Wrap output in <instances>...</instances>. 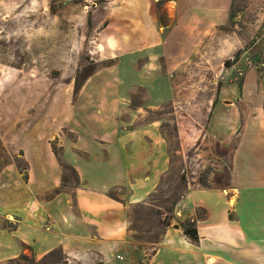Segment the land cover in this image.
Returning <instances> with one entry per match:
<instances>
[{
  "label": "crops",
  "instance_id": "1",
  "mask_svg": "<svg viewBox=\"0 0 264 264\" xmlns=\"http://www.w3.org/2000/svg\"><path fill=\"white\" fill-rule=\"evenodd\" d=\"M91 1L64 0L69 7ZM233 1L106 2L98 51L112 66L88 78L76 98L70 90L58 114L50 90L45 110L15 113L13 122L0 124V139L13 159L0 172V264L21 255L41 261L55 251L70 261L142 263L134 253L130 213L148 204L171 167L161 119H143L172 100L174 75L192 55L208 52L211 39L227 34ZM256 60L233 65L248 66L242 96L236 103L222 94L212 100L208 129L224 158L238 133L233 157L254 172L250 185L240 190L231 174L228 188L189 189L146 264H264V94L258 109L244 96L255 87ZM60 161L74 169L80 184L69 183L47 199L62 184ZM184 221L195 222L199 243L176 228ZM6 222L15 231L1 227Z\"/></svg>",
  "mask_w": 264,
  "mask_h": 264
},
{
  "label": "rangeland",
  "instance_id": "2",
  "mask_svg": "<svg viewBox=\"0 0 264 264\" xmlns=\"http://www.w3.org/2000/svg\"><path fill=\"white\" fill-rule=\"evenodd\" d=\"M109 1L93 0L86 6L69 7L64 0H0V124L13 122L10 117L15 113L45 110L50 90L54 95L53 111L58 114L70 90L74 89L76 98L88 78L112 66V60L100 55L97 38ZM230 14L231 21L224 28L227 34L206 40L213 47L206 53L193 54L174 75L177 84L172 100L143 119H161L171 167L158 193L149 198L147 205L133 208L130 213L134 253L140 256L141 264L147 263L163 236L159 222L165 210L160 197L168 198L174 192L184 194L194 188H228L231 174L239 181L240 190L250 185L254 172L233 157L238 133L231 135L230 157L227 150L224 158L219 139L208 134V129L212 100L222 94L236 103L242 96L248 66L233 68L235 62L230 68L224 67V62L233 61L238 52L239 59L257 58L253 63L257 72L254 92L247 87L244 96L253 99L256 109L259 107V96L264 94V56H259L264 43V0H234ZM240 72L242 77L238 76ZM182 177L185 183L180 181ZM92 259L70 261L55 252L38 264H101L96 257Z\"/></svg>",
  "mask_w": 264,
  "mask_h": 264
},
{
  "label": "trees",
  "instance_id": "3",
  "mask_svg": "<svg viewBox=\"0 0 264 264\" xmlns=\"http://www.w3.org/2000/svg\"><path fill=\"white\" fill-rule=\"evenodd\" d=\"M160 22L163 23L164 22L163 19L160 18ZM238 60H239V52L236 54L233 61L228 60V61L224 62V67L230 68L232 66V64L237 62ZM52 149L58 157L61 156L60 150L57 148V146L55 144L52 145ZM12 160H13L12 157L6 151L2 141L0 140V172L4 167L11 164ZM60 162H61L60 165H61L62 172H63L62 184L59 188L55 189L53 192L48 194L46 196L47 199L54 198L55 196L64 192L69 183H73L74 185L80 184L78 176H77L76 172L74 171V169L71 168L70 166L66 165L64 162H62V161H60ZM24 179L27 180V176H25ZM180 181H182V183H185L186 178L182 177V179ZM158 190H159V187L154 192V194L158 193ZM187 193H188V191H186L184 194L177 195V193L174 192L172 194V196L170 195L168 198H165L163 196L159 198V202L161 204V207L165 210V214H161V217L164 216V219L161 218L162 220H160V222H159L161 228L165 229V227H168L170 225V221L174 215L177 204L185 197V195ZM154 194H152V195H154ZM110 196L114 197L113 194H110ZM141 206H145V205L136 206L135 208L141 207ZM1 227L9 229L10 231H15V229H16V226L14 224L8 223V222L1 224ZM176 228L181 229L183 235L186 238H188L192 243H194V244L199 243V235H198V231H197V226H196L194 221H184V222L180 223L178 226H176ZM130 231L131 232L134 231L133 228H131V226H130ZM132 239H135V237L132 236ZM55 252H58L59 254L63 255L61 253V251H55ZM55 252H53V253H55ZM21 261L27 262L28 264H38V261H36L34 259V257H29L26 255H21L17 260L12 261V263L21 264L20 263Z\"/></svg>",
  "mask_w": 264,
  "mask_h": 264
},
{
  "label": "built area",
  "instance_id": "4",
  "mask_svg": "<svg viewBox=\"0 0 264 264\" xmlns=\"http://www.w3.org/2000/svg\"><path fill=\"white\" fill-rule=\"evenodd\" d=\"M256 68H257V67H256ZM238 76L242 77V76H243V73L240 72ZM118 259L122 260V258H121L120 256L118 257Z\"/></svg>",
  "mask_w": 264,
  "mask_h": 264
}]
</instances>
